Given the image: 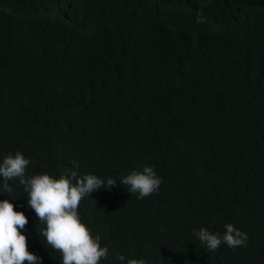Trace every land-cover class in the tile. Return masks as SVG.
Instances as JSON below:
<instances>
[{
	"label": "trees",
	"instance_id": "1",
	"mask_svg": "<svg viewBox=\"0 0 264 264\" xmlns=\"http://www.w3.org/2000/svg\"><path fill=\"white\" fill-rule=\"evenodd\" d=\"M17 151L26 176L117 181L77 209L101 264H264V0H0V158ZM143 166L161 183L137 198L119 177ZM25 214L27 250L60 264ZM225 224L245 245H192Z\"/></svg>",
	"mask_w": 264,
	"mask_h": 264
},
{
	"label": "clouds",
	"instance_id": "2",
	"mask_svg": "<svg viewBox=\"0 0 264 264\" xmlns=\"http://www.w3.org/2000/svg\"><path fill=\"white\" fill-rule=\"evenodd\" d=\"M30 163V159L19 151L0 158V195L13 191L8 181L14 179L27 193L23 210L14 211V198L0 199V264H22L24 261L41 264L42 258L27 250L25 225L28 217L25 213L28 210L44 225L39 232L44 244L39 243L58 251L60 264H101L108 256V247L101 245L99 235L92 234L77 209L82 199L89 198L101 187L108 189L116 185L117 181L95 174H80L75 161L72 169L58 176L46 172L26 176ZM160 183L154 166H143L139 171L134 169L119 177V184L126 185L129 192L137 193V198L155 192ZM15 207L20 208L19 205ZM223 227L211 230L205 225L194 227L190 233L192 245L200 251H217L222 243L228 247L245 245L246 233L232 224ZM115 259L121 264H149L144 257L126 258L118 254Z\"/></svg>",
	"mask_w": 264,
	"mask_h": 264
}]
</instances>
